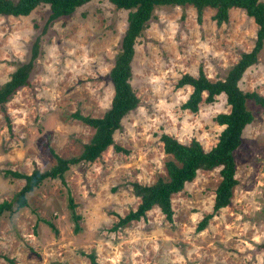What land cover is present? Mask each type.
<instances>
[{"label": "rangeland", "instance_id": "1", "mask_svg": "<svg viewBox=\"0 0 264 264\" xmlns=\"http://www.w3.org/2000/svg\"><path fill=\"white\" fill-rule=\"evenodd\" d=\"M48 13L41 5L27 16H0V87L29 60L39 39L29 85L6 103L7 119L0 111V203L24 186L4 172L29 175L54 166L53 154L79 156L94 130L74 113L99 118L113 97L109 72L128 11L91 0L45 26ZM213 15L207 8L198 23L191 6L154 9L131 62L130 84L139 105L113 136L124 152L109 147L93 163L71 166L65 186L47 179L27 195L25 207L4 213L0 264H90L88 254L97 264H264V106L253 100L245 104L253 119L233 154L237 185L230 203L202 230L197 228L212 212L219 168L199 171L172 196L171 223L154 207L145 219L112 230L119 216L139 204L132 183L166 178L170 157L163 152L162 134L183 144L196 140L205 151L217 142L223 127L214 117L229 112L224 94L191 113L181 108L191 87L176 84L184 74L196 77L199 69L211 82L222 80L253 48L257 27L240 9H231L221 25ZM238 86L264 98V41Z\"/></svg>", "mask_w": 264, "mask_h": 264}, {"label": "trees", "instance_id": "2", "mask_svg": "<svg viewBox=\"0 0 264 264\" xmlns=\"http://www.w3.org/2000/svg\"><path fill=\"white\" fill-rule=\"evenodd\" d=\"M91 0H0V16H27L41 5L48 6L46 25H50L61 18L70 17L77 8ZM102 1V0H100ZM116 9L128 11L126 29L120 41V51L116 54L109 78L113 88V97L108 110L99 117L92 118L74 113L73 117L91 127L94 133L87 144L83 146L79 156L63 159L53 154L56 160L54 166L43 172L34 169L29 175L6 171L4 175L24 180V186L10 201L0 203V217L4 213H14L26 206L27 195L47 179H59L66 185L64 175L71 166L80 163H93L102 153L112 147L117 152H124L113 140L116 131L120 130L122 119L139 105L131 84V62L134 56L136 39L143 32L152 18L155 8L163 6L194 8L198 23L201 22L207 8L214 10L213 20L217 25L227 23L231 9H240L253 20L257 27L254 46L249 52L242 53L238 61L227 71L222 80L211 82L201 69L196 77L184 74L176 84L177 88L191 87V93L181 105L183 110L196 113L199 104L213 103L215 97L224 94L229 112L218 114L214 121L223 127L213 148L205 151L196 140L188 144L178 142L177 139L162 134L163 152L170 157L165 163L166 178L157 179L151 185L132 183L133 195L139 199L134 211L118 217L112 230H117L131 222L145 219L146 213L157 207L169 223L172 222L173 212L171 198L181 192L185 185L192 182L199 171H211L219 168L220 181L214 191L212 212L206 215L198 225L202 230L208 219L225 208L232 197V191L237 185L235 179L234 152L241 144L244 128L251 123L252 115L246 108V100H253L264 106V98L254 92H243L238 82L243 73L257 63V57L262 50L264 41V2L261 0H106ZM39 56V39L31 47L30 58L19 65L11 74L10 79L0 87V111L7 116L6 103L19 89L29 85L34 69L35 60ZM205 95V99L203 96ZM7 119V117H6ZM8 121V127L11 128ZM90 264H97L93 254L87 255Z\"/></svg>", "mask_w": 264, "mask_h": 264}]
</instances>
